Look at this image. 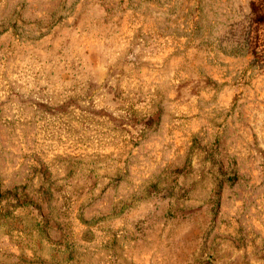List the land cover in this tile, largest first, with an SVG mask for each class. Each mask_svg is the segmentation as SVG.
Instances as JSON below:
<instances>
[{"label":"rangeland","instance_id":"rangeland-1","mask_svg":"<svg viewBox=\"0 0 264 264\" xmlns=\"http://www.w3.org/2000/svg\"><path fill=\"white\" fill-rule=\"evenodd\" d=\"M0 264H264V0H0Z\"/></svg>","mask_w":264,"mask_h":264}]
</instances>
